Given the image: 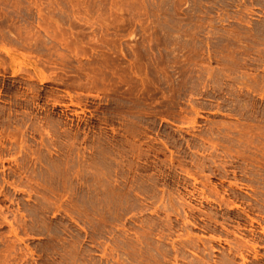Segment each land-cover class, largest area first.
<instances>
[{"label": "rangeland", "instance_id": "rangeland-1", "mask_svg": "<svg viewBox=\"0 0 264 264\" xmlns=\"http://www.w3.org/2000/svg\"><path fill=\"white\" fill-rule=\"evenodd\" d=\"M138 235L264 264V0H0V264H140Z\"/></svg>", "mask_w": 264, "mask_h": 264}, {"label": "bare ground", "instance_id": "bare-ground-1", "mask_svg": "<svg viewBox=\"0 0 264 264\" xmlns=\"http://www.w3.org/2000/svg\"><path fill=\"white\" fill-rule=\"evenodd\" d=\"M193 209H194V207H191L190 208V210H189V215L191 216V217H195V214H194V212H193ZM202 212H204L203 210H202ZM204 215H205V218L207 219V221L212 225V222H214V223H219V220H218V218L215 216V215H212L211 213H204ZM252 220V226H254V223L255 222H258L256 219H254V218H251ZM146 226H147V228L149 229V225H150V222H147L146 221V223H144ZM149 224V225H148ZM194 224H196L195 222H194ZM206 224H208V223H206ZM153 225V224H152ZM222 226L223 227H225V224H222ZM153 227V226H152ZM151 227V228H152ZM206 228H208L207 227V225L205 226V229ZM161 229V228H160ZM155 230V229H154ZM166 230V229H165ZM150 231H151V229H150ZM153 231V230H152ZM160 231V230H159ZM161 232V231H160ZM151 232H149V234H150ZM163 233V232H162ZM146 234L147 235H145V236H148V232H146ZM188 235H189V237L190 236H192L191 235V233H188ZM135 236V235H134ZM134 236H133V241L135 240L134 239ZM141 236H143V235H141ZM144 237V236H143ZM162 237V239L164 238V234H159V240H162V239H160ZM136 239H137V241L138 240H140V242L138 243V245H140V253H141V256H140V260H139V262H140V264H154V263H151V260H150V258H148L146 255L147 254H145V251L148 249V239H142V238H140V236L138 235L137 237H136ZM150 240V239H149ZM152 240V239H151ZM190 240V239H189ZM137 241H136V243H137ZM148 242V243H147ZM151 242V241H150ZM153 244V243H152ZM162 244V243H161ZM253 247L256 249V243L255 242H253ZM136 246V245H135ZM172 246H174V250L176 249L175 247H176V243H173V245ZM186 246H189V244H185V247ZM127 247V246H126ZM142 247H143V249H144V251H142ZM123 249L120 251V256L122 257V259L120 260V264H127V263H129L128 262V260H127V258H126V254H127V250H126V248L123 246L122 247ZM129 248V247H128ZM127 248V249H128ZM134 248V247H133ZM139 248V247H138ZM150 248V247H149ZM178 248V247H177ZM153 249H154V247H153ZM163 249H164V247H163V245L161 246L160 245V243L158 242V244H157V250H158V253L157 252H155V253H157V254H160L161 256H163V258H165L166 259V254H169L168 252H164L163 251ZM28 250H30V248H28ZM155 250V249H154ZM179 250V249H178ZM177 249H176V251H178ZM132 251V250H131ZM139 251V250H138ZM136 249L134 250V252L136 253V256H137V252H138ZM152 252L153 254H154V252L151 250V248H150V250H149V252ZM176 251H174V252H176ZM31 252V255H33L32 254V251H30ZM143 252V253H142ZM28 254V252H25V256ZM129 254H128V256H130L133 252H128ZM134 253V254H135ZM152 253H151V256H154L155 257V255H152ZM177 257L179 256V253L177 252ZM133 255V254H132ZM138 255H139V253H138ZM28 256H29V254H28ZM168 257V256H167ZM175 257H176V255H175ZM25 258H28L27 256L25 257ZM131 258H132V256H131ZM137 258H139V256L137 257ZM136 258V259H137ZM22 259H24V258H22ZM135 259V258H134ZM152 259V258H151ZM177 259V258H176ZM25 260V259H24ZM127 260V261H126ZM63 261V260H62ZM127 262V263H126ZM62 263V262H61ZM131 263V262H130ZM133 264H134V260H133V262H132Z\"/></svg>", "mask_w": 264, "mask_h": 264}]
</instances>
